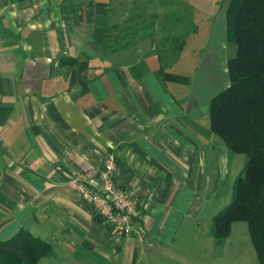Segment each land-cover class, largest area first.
I'll return each instance as SVG.
<instances>
[{"label":"crops","instance_id":"0c3cea01","mask_svg":"<svg viewBox=\"0 0 264 264\" xmlns=\"http://www.w3.org/2000/svg\"><path fill=\"white\" fill-rule=\"evenodd\" d=\"M207 1L0 0V241L27 229L68 264H161L223 194L208 104L229 84V0ZM109 157L140 211L120 241L67 186Z\"/></svg>","mask_w":264,"mask_h":264},{"label":"trees","instance_id":"16d2710c","mask_svg":"<svg viewBox=\"0 0 264 264\" xmlns=\"http://www.w3.org/2000/svg\"><path fill=\"white\" fill-rule=\"evenodd\" d=\"M225 13L229 84L208 104L209 130L245 162L209 235L225 240L233 223L243 222L257 263L264 264V0H229ZM52 254L53 246L27 229L0 241V264H39Z\"/></svg>","mask_w":264,"mask_h":264},{"label":"rangeland","instance_id":"374dc122","mask_svg":"<svg viewBox=\"0 0 264 264\" xmlns=\"http://www.w3.org/2000/svg\"><path fill=\"white\" fill-rule=\"evenodd\" d=\"M211 1L208 0L206 4ZM228 46L231 52V46ZM228 154L227 162H220L206 170L211 177L220 176L219 185L225 191L213 200L208 209L203 210V215L198 219H185L179 225L172 249L161 251L166 255L162 256L161 264H258L247 226L243 222L233 223L231 234L225 240H216L209 235L212 217L230 203L232 183L241 174L245 162L244 155ZM49 243L53 246V254L39 264H68L67 251L57 248L51 241Z\"/></svg>","mask_w":264,"mask_h":264},{"label":"built area","instance_id":"2783aa9c","mask_svg":"<svg viewBox=\"0 0 264 264\" xmlns=\"http://www.w3.org/2000/svg\"><path fill=\"white\" fill-rule=\"evenodd\" d=\"M113 161L109 157L100 170L71 179L67 186L103 218L113 230L115 241H120L131 236L140 211L134 192L114 181Z\"/></svg>","mask_w":264,"mask_h":264}]
</instances>
